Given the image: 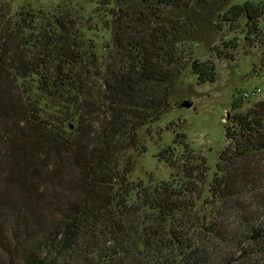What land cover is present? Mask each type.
Masks as SVG:
<instances>
[{"label": "trees", "instance_id": "16d2710c", "mask_svg": "<svg viewBox=\"0 0 264 264\" xmlns=\"http://www.w3.org/2000/svg\"><path fill=\"white\" fill-rule=\"evenodd\" d=\"M76 1L0 0V264H264V100L229 118L207 195L184 132L157 155L170 179L131 177L184 70L216 80L188 54L206 0ZM263 16L221 10L254 36Z\"/></svg>", "mask_w": 264, "mask_h": 264}, {"label": "rangeland", "instance_id": "374dc122", "mask_svg": "<svg viewBox=\"0 0 264 264\" xmlns=\"http://www.w3.org/2000/svg\"><path fill=\"white\" fill-rule=\"evenodd\" d=\"M33 1L42 7H56L61 3V0ZM244 1L206 0L203 3L206 19L198 27L199 37L191 44L188 54L192 52V57L214 63L216 80L201 82L190 67L184 70L176 82L170 110L141 130V144L146 149L136 157L131 173L133 180L147 183L151 178L170 179L177 170L157 155L173 143L177 132H184L187 141L206 158L210 167L205 184L207 195L209 182L218 171L221 152L228 145L225 133L229 118L264 100V16L260 21L263 36L251 35L245 20L237 24L221 17L222 9ZM252 1L264 3V0ZM96 2L77 0L72 6L89 17ZM186 100L192 101L193 106H182ZM178 152L182 154L184 149L179 147Z\"/></svg>", "mask_w": 264, "mask_h": 264}, {"label": "water", "instance_id": "95a60500", "mask_svg": "<svg viewBox=\"0 0 264 264\" xmlns=\"http://www.w3.org/2000/svg\"><path fill=\"white\" fill-rule=\"evenodd\" d=\"M182 106L192 107V106H193V102H192V101H188V100H186V101H184V102L182 103ZM228 117H229V115H228Z\"/></svg>", "mask_w": 264, "mask_h": 264}]
</instances>
